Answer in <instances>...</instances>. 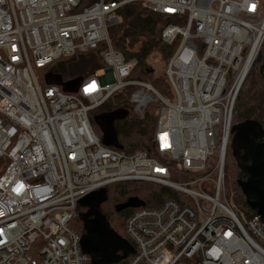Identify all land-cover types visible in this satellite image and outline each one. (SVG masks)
<instances>
[{
  "label": "built area",
  "instance_id": "1",
  "mask_svg": "<svg viewBox=\"0 0 264 264\" xmlns=\"http://www.w3.org/2000/svg\"><path fill=\"white\" fill-rule=\"evenodd\" d=\"M134 4L169 19V96L131 78L137 59L111 44ZM263 45L264 0H0V264H91L71 226L78 200L127 181L175 197L133 208L124 232L135 253L116 264H264V224L224 190L236 99ZM97 50L102 67L76 92L36 74ZM126 89L132 112L156 106L151 153L95 133L96 110Z\"/></svg>",
  "mask_w": 264,
  "mask_h": 264
},
{
  "label": "trees",
  "instance_id": "2",
  "mask_svg": "<svg viewBox=\"0 0 264 264\" xmlns=\"http://www.w3.org/2000/svg\"><path fill=\"white\" fill-rule=\"evenodd\" d=\"M168 21L169 19L162 18L160 15L134 4L122 8L118 24L109 30L112 46L120 51L125 58L135 57L137 59V66L133 70L131 78L151 83L164 95L168 93L170 95L165 77L163 81L160 76H154V70L149 63L147 64V59L153 52L160 53L166 60L171 55L174 46L164 44L160 38L162 26ZM101 67L102 63L97 50L86 55L62 59L56 62L50 70L54 75H59L64 81H67L72 80L74 76L75 78H81L85 75H90ZM129 94L130 89L116 94L108 102L101 105L96 110V114L116 109L128 111L125 117L114 121L117 140L121 146L120 150L128 154L137 150L151 153L153 151L152 138L156 127V110L155 114L146 111L142 118L132 115V107L128 102ZM234 115L236 117V122L233 118L234 124L246 119H254L264 128V45L258 60L238 93ZM236 175L237 178L235 180L238 178L243 179L240 172L236 173ZM142 183L127 181L114 184L107 188V195L108 190L113 188L116 194H131L138 197L148 207H159L167 198L175 197V193L167 187ZM242 205L247 208L248 212L246 214L255 212L249 208L246 202H242ZM132 211L133 208H127L119 212L115 211L122 218L118 217L120 219L119 225L123 226V235L111 226L127 240L124 226L127 217ZM121 220L123 221L121 222ZM71 226L77 231H83L82 224L77 219L71 222Z\"/></svg>",
  "mask_w": 264,
  "mask_h": 264
},
{
  "label": "water",
  "instance_id": "3",
  "mask_svg": "<svg viewBox=\"0 0 264 264\" xmlns=\"http://www.w3.org/2000/svg\"><path fill=\"white\" fill-rule=\"evenodd\" d=\"M46 84H56L64 92H76L80 77L64 81L59 75L48 73ZM128 111L116 109L94 115L93 121L101 131V142L105 146L121 149L117 140L114 121L122 119ZM230 153L243 179L236 183L249 208L264 224V128L254 119L233 124L231 128ZM108 199L107 188L89 192L78 200L84 210L78 215L83 233L80 248L90 257L91 264H116L135 253L134 246L119 235L101 211L102 203ZM145 203L136 196L114 205L116 212L127 208H138Z\"/></svg>",
  "mask_w": 264,
  "mask_h": 264
},
{
  "label": "rangeland",
  "instance_id": "4",
  "mask_svg": "<svg viewBox=\"0 0 264 264\" xmlns=\"http://www.w3.org/2000/svg\"><path fill=\"white\" fill-rule=\"evenodd\" d=\"M79 55H86V54L82 53V54H77L76 56H79ZM166 62H167L166 58H164L158 52H153L151 54V56L147 59V64L149 63L150 66L154 70L153 75L154 76H160L163 79V81H164V70H165ZM35 71H36V74H37L40 82L46 84V81H45V78L47 75L46 70L36 69ZM86 76H89V75H85L84 77H86ZM74 78H75V76L73 77V79ZM68 79H71V78H68ZM165 95L167 96V95H169V93L165 94ZM155 110H156L155 105L154 106L150 105L146 109V111L151 112V114H153V113L155 114ZM131 114L137 116L138 118H142V115L140 113L132 112ZM234 121L236 122L235 115H234ZM93 126H94L95 133H97L100 136L101 131H100L99 127L95 123L93 124ZM230 154L231 153L228 150L227 158H226V165H225V169H224V190L226 193V198H227L228 203L231 205V207L234 209L235 212L241 211L243 213H246V212H248L247 208L242 205V202H245V200H244V197H243L238 185L236 184V180H235L237 178L236 173H238L239 170L235 166L234 160H233L232 156H230ZM122 184H124V183H122ZM142 184L151 185V186L156 185V184H149V183H142ZM108 191H109L108 192V200L106 202L102 203L101 211L106 216L110 226L114 227V229H116L120 234L123 235V226L121 227L119 225V220L122 218H120V216L115 212L114 205L126 200L128 197H130L132 195L131 194H126V195L116 194L114 192L113 188L111 190H108ZM227 195H228V197H227ZM80 210L83 211V208H81ZM240 217H241V220L243 222L246 221V217L244 215H240ZM123 220H121V222Z\"/></svg>",
  "mask_w": 264,
  "mask_h": 264
}]
</instances>
